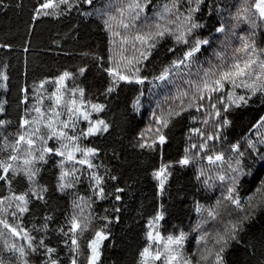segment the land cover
Segmentation results:
<instances>
[{
  "label": "snow or ice",
  "instance_id": "1",
  "mask_svg": "<svg viewBox=\"0 0 264 264\" xmlns=\"http://www.w3.org/2000/svg\"><path fill=\"white\" fill-rule=\"evenodd\" d=\"M8 7L0 0V8ZM73 10L93 18L101 37L97 49L79 54L92 60L98 86L93 96L77 83L88 64L66 68L34 81L31 102L28 86L19 88L23 111L15 131L0 118V264H103L125 189L118 175L96 163L100 149L92 141L111 135L113 124L103 114L125 89L133 95L123 122L134 133L132 147L153 161L147 175L157 200L135 264H264V235L259 254L245 239L256 221L264 222V0H39L27 32L40 18ZM161 49L171 57L167 63L159 59ZM8 79L0 70V88L7 89ZM6 103L0 100L5 117ZM253 106L254 122L233 141L236 119ZM185 117L176 156L166 159L169 132ZM177 169L192 170L196 192L187 230L173 225L165 236L163 199ZM247 177L254 187L242 196ZM217 190L214 200L203 197L209 203L196 198ZM52 191L66 198L59 221L49 210ZM193 234L195 247L186 252ZM241 250L243 257L236 255Z\"/></svg>",
  "mask_w": 264,
  "mask_h": 264
},
{
  "label": "trees",
  "instance_id": "2",
  "mask_svg": "<svg viewBox=\"0 0 264 264\" xmlns=\"http://www.w3.org/2000/svg\"><path fill=\"white\" fill-rule=\"evenodd\" d=\"M153 2L155 3L156 0ZM229 2H238V0H229ZM4 3L9 4V7L0 8V44L8 43L11 48H0V70L5 71L9 77L6 82H3L7 84V89L0 88V100L7 101L4 105L7 116L0 114V118L12 121L8 131H15L18 126V115L23 111L22 106L17 107L21 96L19 92L21 86H28L31 102V86L34 81L56 75L66 68L74 70L77 65L86 63L90 70L77 83L87 87L89 93L94 96L99 82L97 69L90 58L86 59L79 55L81 52L97 49V45L100 43L101 37L96 30L94 19L81 17L76 10H73L68 16L58 19L40 18L35 22L33 31L29 34L27 25L30 22L32 9L39 3V0H4ZM17 4L21 6L17 7ZM148 14H151V8L148 9ZM243 27L246 28V26ZM26 41L28 42V52L23 51ZM210 52L211 49H208L200 57L201 61L206 60ZM159 59L167 63L171 57L165 59L164 51L161 49ZM5 65H7L6 68ZM204 66L207 67V64L205 63ZM71 83L69 81L70 85ZM132 95L131 90L125 89L118 97L114 96L108 102V109L103 114V118L113 124L111 135L105 134L92 141L100 149L96 163H103L104 166L112 170L113 174L118 175L119 186L125 189L120 205L122 208L121 221L112 227V238L106 242L103 252V264H135L139 249L146 243L144 223L147 217L153 213V208L157 203L154 198V182L147 175L153 161L146 154L132 147L131 141L134 133L128 130L123 122V115L125 109L131 104ZM146 116L147 114H145ZM255 116H257L256 106L244 111L236 119L235 126L230 132V138L234 141L242 132H246L250 121L254 122L253 117ZM146 122L145 118L139 128H143ZM186 122L187 117L176 123L169 132L172 145L166 149V159L176 156V146L183 140ZM139 128L136 131H139ZM48 168L51 169V164ZM260 176L264 178V172H261ZM191 177V169H177L170 178L169 193H166L163 199L168 211L163 228L165 236L172 230L173 225L182 226L187 230L190 219L189 209L193 202L192 193L196 192ZM44 178L46 182L54 184V177L50 171H45ZM245 180L241 189L242 196L248 194L245 189L254 187L250 183V177ZM216 195H219L218 190L215 194L202 192L196 198L200 199L201 203H209L210 201L203 197L211 196L214 200ZM57 196L58 194L54 191L50 192L49 210L56 215L59 221L62 219L66 206V198L58 199ZM106 206V204L101 205L97 211L102 212L103 207ZM40 207L42 208V206ZM43 214V211L39 212L40 216ZM30 219L31 217L28 218V220ZM191 219L195 220L194 214L191 215ZM28 220L25 221L26 224ZM262 223L264 222L256 221L245 237L246 240L256 244L258 254L261 251V236L264 235ZM52 227L55 228L56 224L54 223ZM51 242L55 246V233L52 234ZM194 247L193 234L186 244V252L192 251ZM236 255L243 257L244 253L241 250Z\"/></svg>",
  "mask_w": 264,
  "mask_h": 264
}]
</instances>
